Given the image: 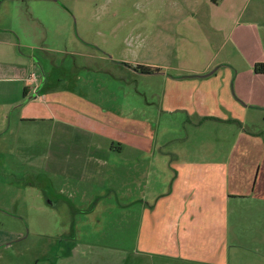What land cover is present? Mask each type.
Wrapping results in <instances>:
<instances>
[{"label":"rangeland","instance_id":"1","mask_svg":"<svg viewBox=\"0 0 264 264\" xmlns=\"http://www.w3.org/2000/svg\"><path fill=\"white\" fill-rule=\"evenodd\" d=\"M14 3L9 1L11 25L20 50L32 60L29 96L47 99L49 92H60L48 98L58 102L55 117L23 122L21 101L28 97L12 91L8 98L11 106L0 133V264H37L38 259L43 264L70 250L72 240L79 250H113L133 259L142 230L141 202L152 204L169 193L183 161L264 155V111L237 102L235 68L228 70L231 75L216 71L211 90L219 86V92L211 105L205 99L199 114L168 112L163 99L170 88L168 95H181L170 99L173 104L199 106V82L174 84L138 69L165 61L198 65L216 54L220 62L229 52L243 63L234 44L216 29H241L249 20L264 23V0H19L18 11ZM248 42L258 47L255 37ZM38 79L44 82L40 91ZM260 84L255 92L262 99L264 81ZM73 96L90 98L101 111L70 110L63 124L59 105L69 99L70 108L77 107ZM74 117L83 122L72 123ZM113 140L138 148L125 143L121 151H111ZM255 169L235 168L231 188L239 179L248 182ZM198 181L206 183L209 196L217 194L209 177ZM193 201L207 202L198 195ZM217 215L205 220L214 225L223 211ZM234 222L236 231L242 228L238 219ZM155 240L161 241L159 235L140 244L157 248L162 243ZM175 244L165 242L163 249L174 251ZM210 261L227 260L218 254Z\"/></svg>","mask_w":264,"mask_h":264},{"label":"crops","instance_id":"2","mask_svg":"<svg viewBox=\"0 0 264 264\" xmlns=\"http://www.w3.org/2000/svg\"><path fill=\"white\" fill-rule=\"evenodd\" d=\"M9 1L0 0V133L4 131L3 127L6 126V114L11 106V101H8V98L11 97L12 91H16V95L23 91L24 97H28L26 103L21 101L23 113L20 114L19 111V117L22 122L33 118L37 119V117L44 119L49 116L55 117L54 107L58 105V102L56 97L51 102L48 98L60 92L48 91L51 94L48 95L47 99H43V97H40L41 95L36 98L29 96L31 90L27 76L31 69L32 60L20 50L19 36L11 25ZM18 2L19 0H15L13 5V8L17 11L21 7ZM241 27V29H239V26H234L233 29L226 27L216 29L217 33H222L223 37L234 44L235 51L241 55V60H243L241 64L238 63V55L235 56L232 52H229L223 56L224 58L220 62H217L219 54L218 57L216 54L206 62L199 61L200 64L198 65L195 64L196 61L191 62L188 66L180 63L175 65L169 63L167 65V61L163 64L159 62L158 64L145 65L157 69L155 73L162 74L171 83L199 82V85L203 88V90L198 89L200 91L198 92L200 94L198 98L201 101L199 106L188 105L187 102L186 104H183V102L173 104L170 99L181 95H168L172 92L169 88V92L166 90L163 98L164 103L169 105L166 111L185 112L186 114L202 113V105L205 99L211 105L217 96V92H219V86L213 88L215 91L211 90L213 87L212 78H214L216 71L226 70L227 74L228 70L234 71V68L236 72L234 90L235 95H237V102H239L238 99H242L247 108L251 107L255 110L264 111V97L259 99V93L255 92L257 83L260 84L264 81V72L256 71L258 64L260 68H264V23L256 24V22L249 20ZM250 36L257 39V48H254L248 42ZM210 50H212V47H210ZM172 69L178 70L179 73L170 72L169 70ZM39 79L37 81V91H40L44 84ZM242 85H245L247 90L244 87L242 88ZM222 88L223 92L227 94L225 85ZM228 94L231 97V94ZM73 98L75 102L78 99L76 102L79 103L77 107L70 108L69 99L67 103L59 105V107L64 108L61 117L63 124L64 121L70 120V110L80 111L89 108V110L101 111L100 106L88 97L73 96ZM104 98L106 97L104 96ZM255 98L259 100L257 99L256 102ZM42 111H44L43 113L50 111L51 115L48 113L44 115ZM36 113H39V115ZM56 119L59 123L60 118L56 117ZM82 122L83 119L76 117L72 120V123L76 125ZM133 122L136 123L137 121H130V123ZM125 143H128V145L131 143L135 147L138 146L131 141L117 140L114 142L113 140L110 149L116 152L121 151ZM255 158L262 159L256 162ZM135 160L138 162V157H135ZM185 162L183 161L180 169L176 171L175 180L173 179L169 193L160 194L152 204L145 201L141 202L142 230L138 235V247L134 252L133 259L113 250H79L76 248L78 247V241L72 240L70 250L62 254L58 253L55 259H45L43 264H217L210 261V258L218 256V254L224 255L226 258L227 261L224 264H264V165H262L264 155L219 154L210 155L209 161L196 159V156H194L187 160V163ZM253 165L256 169L250 171L248 177L246 176L248 182L239 179L232 189L231 182L235 174L234 169L243 167L251 169ZM208 177L210 178V188L217 191L215 196H209L206 192V183L198 181V179L205 180ZM187 178L189 179L186 180ZM192 178H194V181L191 180ZM243 181L248 183L245 188L242 186ZM190 185H192V189L189 191ZM219 188H222L221 194L218 192ZM186 190L188 192L185 195L186 197L184 200H180L179 195L184 194ZM196 195H198V199L211 201L208 204H206L207 202L200 204L197 201L191 203ZM216 201L217 203H215ZM243 209L245 215L242 213ZM213 210L215 211L214 214L211 213ZM197 211H199L198 214H195ZM221 211H223V215L219 216L223 217L221 220H216L214 225L205 220H210L213 216L218 217L217 214ZM232 216L235 217L234 220L238 219V225L242 223V228L238 231L235 229ZM169 218H173V221ZM252 224L253 227L250 229ZM158 235L161 241L155 240V242L164 243L163 245L153 248L150 244H140L141 242L148 243L152 239H156ZM170 241L176 243V250L163 249L165 242L169 243ZM39 261L38 259L36 263L40 264Z\"/></svg>","mask_w":264,"mask_h":264},{"label":"trees","instance_id":"3","mask_svg":"<svg viewBox=\"0 0 264 264\" xmlns=\"http://www.w3.org/2000/svg\"><path fill=\"white\" fill-rule=\"evenodd\" d=\"M138 69L143 72V73H153L155 72L157 69L150 67V66H145V65H139ZM256 71L257 72H264V68H260V65L258 64L256 66Z\"/></svg>","mask_w":264,"mask_h":264},{"label":"built area","instance_id":"4","mask_svg":"<svg viewBox=\"0 0 264 264\" xmlns=\"http://www.w3.org/2000/svg\"><path fill=\"white\" fill-rule=\"evenodd\" d=\"M32 78L34 79L35 78V75H33Z\"/></svg>","mask_w":264,"mask_h":264}]
</instances>
